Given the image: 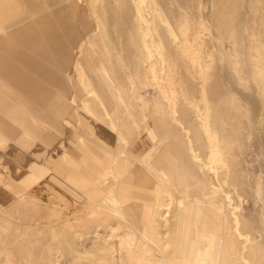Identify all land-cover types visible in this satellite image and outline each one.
Segmentation results:
<instances>
[{
  "label": "rangeland",
  "instance_id": "obj_1",
  "mask_svg": "<svg viewBox=\"0 0 264 264\" xmlns=\"http://www.w3.org/2000/svg\"><path fill=\"white\" fill-rule=\"evenodd\" d=\"M76 2L87 29L75 23L70 46L83 36L80 60L126 140L121 159L143 175L126 197L110 172L19 195L1 187L0 264H175L194 206L204 264H264V0Z\"/></svg>",
  "mask_w": 264,
  "mask_h": 264
},
{
  "label": "crops",
  "instance_id": "obj_2",
  "mask_svg": "<svg viewBox=\"0 0 264 264\" xmlns=\"http://www.w3.org/2000/svg\"><path fill=\"white\" fill-rule=\"evenodd\" d=\"M57 1L0 0V188L19 195L27 188L36 191L49 182L59 181L57 176L62 181L92 184L110 172L121 180L117 186L126 197L132 177H139L140 182L143 173L140 168L129 169L121 159L126 140L113 120V104L111 111H106L108 98L102 88L104 83H97L91 68L85 69L84 59L80 60L84 41L78 42L82 35L77 33V42L75 39L74 46H70L75 23L83 24L81 31L87 29L86 21L76 10L78 3L64 0L66 3L52 6ZM23 20L27 22L17 24ZM65 46L71 47L68 53L53 50ZM75 66L80 70H75ZM93 85L100 89L98 93L90 92ZM86 97L94 105L91 106ZM87 107L89 116L81 111ZM113 158L114 163L109 165ZM41 166L51 171L48 179H42L46 169ZM72 175L81 178L63 180ZM123 175L125 180L121 178ZM89 195L95 197L96 189H91ZM205 209L206 213L209 209ZM193 210L195 216L189 219L187 214L183 215L181 224L183 232L188 228L184 226L185 220L189 219L190 226L194 225L184 233L188 251L183 250L176 257L174 251L180 243L176 245L171 255L175 264H194V259L204 264L199 230L204 218L197 216L201 211L199 206H194ZM211 212H207L208 218L216 219ZM211 224L214 223L209 227H213ZM180 237L179 233V241ZM203 259L205 264L209 262Z\"/></svg>",
  "mask_w": 264,
  "mask_h": 264
},
{
  "label": "bare ground",
  "instance_id": "obj_3",
  "mask_svg": "<svg viewBox=\"0 0 264 264\" xmlns=\"http://www.w3.org/2000/svg\"><path fill=\"white\" fill-rule=\"evenodd\" d=\"M238 135V134H237ZM241 136V135H240Z\"/></svg>",
  "mask_w": 264,
  "mask_h": 264
}]
</instances>
